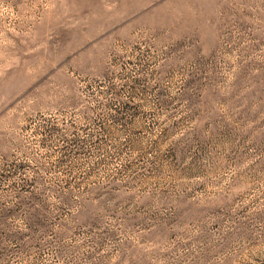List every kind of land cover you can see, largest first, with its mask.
Returning <instances> with one entry per match:
<instances>
[{"label":"rangeland","instance_id":"374dc122","mask_svg":"<svg viewBox=\"0 0 264 264\" xmlns=\"http://www.w3.org/2000/svg\"><path fill=\"white\" fill-rule=\"evenodd\" d=\"M0 264H264V0H0Z\"/></svg>","mask_w":264,"mask_h":264}]
</instances>
